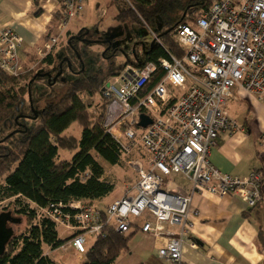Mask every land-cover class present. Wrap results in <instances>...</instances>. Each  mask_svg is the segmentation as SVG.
Returning a JSON list of instances; mask_svg holds the SVG:
<instances>
[{
	"label": "built area",
	"instance_id": "2783aa9c",
	"mask_svg": "<svg viewBox=\"0 0 264 264\" xmlns=\"http://www.w3.org/2000/svg\"><path fill=\"white\" fill-rule=\"evenodd\" d=\"M62 12L55 32L39 51L42 59L59 43L67 24L79 17L86 0H57ZM173 40L183 50L181 58L168 52L141 66L127 63L120 72L108 76L100 91L104 105L103 128L129 155L139 145L147 155V169L130 161L138 174L134 186L105 207L96 201L71 199L44 207L28 202L38 215L56 226L72 231L69 244L85 254L89 241L96 239L105 224L119 232L137 225L141 233L170 235L157 249L169 264H186L181 258L184 236L193 227L191 195L162 188L164 177L181 174L194 190L214 195L235 194L248 207L261 200L258 171L235 176L217 169L210 161V149L221 133L241 129L224 105L235 88L264 98V0H214L194 23L176 24ZM22 38L8 28L0 30V69L11 76L21 73L17 48ZM158 80L148 89L154 74ZM151 122L141 127L139 115ZM264 145V132L260 138ZM178 226V232L166 230ZM195 246V242H191Z\"/></svg>",
	"mask_w": 264,
	"mask_h": 264
},
{
	"label": "trees",
	"instance_id": "16d2710c",
	"mask_svg": "<svg viewBox=\"0 0 264 264\" xmlns=\"http://www.w3.org/2000/svg\"><path fill=\"white\" fill-rule=\"evenodd\" d=\"M123 1L124 6L117 8L116 20L147 21L159 17L163 25L155 40L144 45L140 55L134 53L133 59L90 74L80 52L73 46V40L79 39L76 34L71 35L67 47L77 56L75 64L72 65L70 57H64L60 69L65 66L74 77L59 97L45 100L39 110L35 109V103L47 94L37 85L39 77L51 85L57 81V75L49 72L51 76L48 78L35 72L30 76H11L0 69V201L14 198L18 206L14 211L6 206L0 208V212L11 211L21 221L24 219L22 230L16 231L12 225L14 234L0 256V264H55L43 255V246L55 249L67 241L58 236L56 225L38 215L28 202L44 207L51 202L71 199L96 201L106 197L114 188L103 178L104 168L97 157L116 165L122 155L121 146L103 128L102 100V111L94 120L79 94L100 95L105 79L120 72L127 63L141 66L148 61L156 62L159 57H168V52L181 58L183 50L171 36L173 27L179 23H194L196 18L188 22L191 16L197 12L200 15L214 0ZM43 61L51 65L52 53ZM160 75L152 76L148 89ZM71 124L81 128L79 137L64 133ZM60 151L70 157L63 158ZM128 232H119L114 225L105 224L86 251L85 264H112L121 252L128 249L127 243L132 236Z\"/></svg>",
	"mask_w": 264,
	"mask_h": 264
},
{
	"label": "crops",
	"instance_id": "0c3cea01",
	"mask_svg": "<svg viewBox=\"0 0 264 264\" xmlns=\"http://www.w3.org/2000/svg\"><path fill=\"white\" fill-rule=\"evenodd\" d=\"M89 2L86 0L85 7ZM98 7L97 4L96 9ZM61 12L62 5L57 0H0V30L8 28L22 38L17 48L22 68L31 65L35 58H42L39 51L47 36L55 32ZM82 14L80 17L83 18L88 12L84 9ZM96 18L101 20L98 13ZM80 21L78 18L69 22L64 32L72 33L83 27ZM42 65L48 66L46 62ZM224 109L238 121L241 129L233 134L221 133L210 149L209 159L217 169L231 175L260 172L262 200L254 207H248L235 194L220 196L195 191L181 174L166 176L170 188L191 195V208L198 211V215L192 217V229L183 238L181 258L186 264H264V145H260L264 132V98L258 100L243 89L235 88ZM135 221L137 225L128 232L132 235L128 249L112 264H169L158 257L157 249L170 235L141 233L138 229L140 220ZM166 230L176 233L179 228L166 226ZM66 231L67 235L58 236L67 241L55 249L44 245L43 255L55 264H85V254L77 253L69 244L72 231ZM87 238L90 248L94 242L91 237ZM192 241L195 246L191 245Z\"/></svg>",
	"mask_w": 264,
	"mask_h": 264
},
{
	"label": "rangeland",
	"instance_id": "374dc122",
	"mask_svg": "<svg viewBox=\"0 0 264 264\" xmlns=\"http://www.w3.org/2000/svg\"><path fill=\"white\" fill-rule=\"evenodd\" d=\"M212 1V0H210ZM208 2V5L210 3ZM99 7L96 9V5ZM124 6L123 0H90L85 10L88 12V17H76L80 19L83 27L73 31L72 33L64 32L63 36L59 40V43L53 48V63L48 66L42 65L44 62L42 58H35L31 65L23 67L20 74L32 75L33 73H46L51 72L53 76L57 75V81L48 85V82L43 77H39L37 85L39 89H45L46 97L35 103V109L39 110L42 107L45 100H53L57 96L66 90L69 82L74 77L73 73L67 70L65 66L60 69V64L64 57H70L72 65L74 66V58L77 56L74 50L68 49V38L71 35L76 34L79 40H73V46L78 50L82 56V60L86 64L88 72H100L107 69L112 64L117 66L124 62L126 59H133L134 53L140 55L142 47L150 45L159 31L163 28L161 19L159 17L153 20L137 21L128 20L118 21L115 19L117 14V8ZM84 12V11H83ZM99 15L101 20L96 18ZM83 15V14H82ZM199 12L192 15L188 22L193 21ZM99 18V19H100ZM70 21V22H72ZM72 25V23H70ZM85 40V41H84ZM90 41V42H86ZM77 61V60H76ZM82 102L87 106L88 113L92 119H96L102 111L101 97L98 94L93 97L86 93L79 94ZM30 123V122H29ZM28 124V123H27ZM68 136L79 137L81 128L76 124H71L64 132ZM63 158H69L70 154L60 151ZM62 153V154H61ZM139 161L144 169H147V155L142 148L137 145L132 149L131 154L121 155L120 162L116 165H110L102 158L97 157V161L104 168L103 178L111 182L114 188L103 201L101 199L96 200L98 205H105L109 201L121 198L127 189L134 186L138 180V174L135 167L130 164V161ZM2 177H0V182ZM166 185V179L164 177L162 182V188ZM14 203V198L3 199L0 201V208L8 207L9 210H16L18 206ZM106 206V205H105ZM102 207V206H101ZM24 228V219L19 223L14 224V229L17 231ZM56 230L60 237L68 234L66 228L62 226H56Z\"/></svg>",
	"mask_w": 264,
	"mask_h": 264
},
{
	"label": "water",
	"instance_id": "95a60500",
	"mask_svg": "<svg viewBox=\"0 0 264 264\" xmlns=\"http://www.w3.org/2000/svg\"><path fill=\"white\" fill-rule=\"evenodd\" d=\"M67 64L69 66V61H67ZM38 75H46L48 78L51 76L49 72ZM139 118L138 125L141 127H145L151 122V119L143 113L139 115ZM20 221L21 219L13 216L11 211L4 210L0 212V256L4 253L7 243L14 234L12 225Z\"/></svg>",
	"mask_w": 264,
	"mask_h": 264
}]
</instances>
